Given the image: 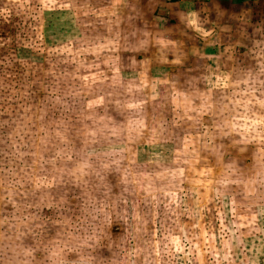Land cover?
<instances>
[{
  "label": "rangeland",
  "instance_id": "rangeland-1",
  "mask_svg": "<svg viewBox=\"0 0 264 264\" xmlns=\"http://www.w3.org/2000/svg\"><path fill=\"white\" fill-rule=\"evenodd\" d=\"M263 1L257 2L259 18L264 14ZM150 5L141 6L136 0H0L1 112H13L15 107L9 106L40 88L42 69L50 70L42 64L58 67L45 71L55 81L49 94L59 91L66 99L86 88L73 86L74 80L96 76L110 82L109 77L118 80L131 74L121 67L127 47L135 52L146 48L138 56L144 58L146 68L140 81L159 80L147 86L130 80L86 95L85 110L92 111L89 122L66 117L59 129L51 126L63 134H49L51 140L62 142L70 136L73 141L60 147L59 160L36 165L37 176L47 178H10L9 165L29 162L35 124L21 115L10 121L1 114L0 197H7L9 180L20 179L23 195L13 197L19 202L66 198L74 208L87 181L89 187L99 189L98 196L105 186L110 189L109 197L125 217L117 233L126 237L117 255L124 264H264V101L239 100L225 109L219 107L218 94L227 88L219 87L216 64L202 55L206 47L195 39L178 45L163 38L152 45L147 21L155 13ZM121 29L129 31L128 38L112 35ZM261 41L264 30L258 44ZM73 49L82 52L85 69L97 64L99 69L72 72L77 62L69 52ZM136 62L131 60L130 68ZM112 64L119 69L109 70ZM154 64L159 66L155 71L150 69ZM187 64L192 68L184 69ZM178 78H184L186 86L174 85ZM259 81L264 83V78ZM246 82L250 84L249 79ZM60 84H65L63 89L56 87ZM262 85L254 84L246 92L264 95ZM207 88L208 100L199 104L178 98L188 93L176 95L181 89L198 94ZM231 89L236 96L243 94L241 88ZM116 95L120 100L115 109L103 113L105 103ZM122 95L129 96L134 107L146 100L125 121L119 114ZM122 127L125 134L119 132ZM105 128L111 133L108 140ZM88 129L93 141L109 148L89 153L85 148L90 138L83 135ZM83 164L85 175L78 180L77 170ZM3 208L0 200V217L8 214Z\"/></svg>",
  "mask_w": 264,
  "mask_h": 264
},
{
  "label": "crops",
  "instance_id": "crops-1",
  "mask_svg": "<svg viewBox=\"0 0 264 264\" xmlns=\"http://www.w3.org/2000/svg\"><path fill=\"white\" fill-rule=\"evenodd\" d=\"M139 2V5L146 6L153 2V12L155 15L148 18V23L151 25L150 37L152 45L161 42L162 39H169L170 44H184V40L188 39L189 43L192 40L200 42L203 47H206L202 55L209 57L213 64H216V69L221 75V83L219 87H226L222 94H218L217 101L219 107L225 109L229 102L241 101L246 103H263L264 95L252 90L246 92V89L253 86L254 84H259L263 86L264 84L259 81V78H264V41H261L259 44L257 42L259 36L263 33L264 24H260L264 20V14L258 16L257 12V2L259 0H136ZM264 2V1H263ZM259 4V3H258ZM150 5V6H152ZM174 19V20H173ZM162 20H167V23L160 24ZM137 22H141L142 18L137 16ZM146 31V30H145ZM123 38H128L129 31L121 29L120 31L115 30L112 32V35L119 34ZM147 33V32H146ZM137 36L140 37V33H137ZM75 47V46H74ZM156 47V45H155ZM146 50L145 47L138 49L136 52L134 50H129L128 47L124 50L125 60L121 64L122 72L127 70L132 71V73L118 80H112L109 77V81L105 78H94L82 81L81 78L79 81L73 82V86L86 87L85 90L82 89L78 92L77 97H69L66 99V94L59 96L60 92H57V95L51 96L49 93L53 90H50L52 85L55 87V81L49 79V74L45 73L58 69L56 66H49L42 64V66L49 67V71L45 68L42 69L44 72L40 81V90L37 89L33 91L31 95L28 94L26 98L16 101L15 110L13 112L3 113L0 111L3 116L8 117L10 121H14L19 115L22 116L24 120L31 119V122L35 124V134L33 140V153L29 156V162L21 165H9L10 174L13 175V170L15 169V176H10V178H47L44 176H37L39 170L35 169L38 165H42L43 161L48 160H59L61 155L59 153L60 147L70 144L73 141V138L68 136L64 137L62 142H56L50 139L49 134L53 136L63 135L59 131H54L56 126L60 128V123H64L66 117L77 118L81 120L82 118L89 122L91 118L92 111L85 110L86 104L84 97L86 95L91 96V94L100 92L103 88L109 86V90L114 88L116 85L121 83L125 85L130 80L134 81L136 85L147 86L155 85L159 82L156 77L149 78V82L146 83V78H143V81L139 75L143 74L145 71V65L143 64L144 58H139V54L144 53ZM73 51V52H72ZM77 49L70 50L74 61L72 72H78L82 74L84 71H97L98 64L96 67L85 69V65L82 64V52ZM133 51L135 53H133ZM132 53V54H131ZM70 55V54H69ZM135 55V57H134ZM143 58V59H142ZM188 59V58H187ZM186 59V61H187ZM131 60L134 62L137 61V66L130 68ZM127 65V66H126ZM159 66L155 64L150 68L152 70L158 69ZM180 68V67H179ZM192 66L189 64L184 67V69H190ZM119 69L115 64L109 65V70ZM41 70V69H40ZM60 70V69H59ZM31 69H29L30 73ZM33 71V69H32ZM64 71V70H63ZM34 72V71H33ZM32 72V74H33ZM122 75V73H121ZM180 76V75H178ZM258 78L257 82H252V80ZM250 80V84L246 80ZM61 80H56L60 82ZM174 81V80H173ZM189 81V80H188ZM65 83V81H62ZM52 83V85H51ZM123 83V84H122ZM186 80L184 78L175 81L174 85L176 86H186ZM65 84L56 85V87H64ZM71 87V86H70ZM233 87L241 88L243 91H240L243 94L249 95L244 96L243 94L237 95L235 90L231 89ZM49 89V90H47ZM66 93V90L63 91ZM185 93L184 97H178L182 102L188 104H199L200 102H205L208 100L207 94H210L209 89L203 90L200 93H191L181 89L176 95L182 96ZM191 93V94H190ZM146 97V96H145ZM20 98V97H17ZM119 96H113L109 99L103 106V113L106 111H113L115 109L117 101H119ZM248 100V101H245ZM138 101V99H137ZM146 102L145 98L139 100L138 104ZM211 101H213L211 99ZM121 111L119 112L120 116L126 120L129 117L131 111L140 108V106L130 105L131 99L129 96L122 95L121 99ZM55 104V106H54ZM71 104L72 106H68ZM60 106H64L60 107ZM68 107V108H66ZM73 107V108H72ZM66 109H72L71 111H66ZM98 112V111H96ZM62 118V119H61ZM61 119V120H60ZM82 130V127H79ZM105 134L107 135L106 140L109 139V129L105 128ZM11 132V130L9 131ZM84 139L90 138L91 144L86 146L87 151L93 152L92 150H107L109 145L101 146L99 141H93L92 137L94 136L91 131H83ZM120 133L125 134L127 130L121 128ZM99 133H103V130ZM82 134V133H81ZM71 135V134H69ZM98 138V137H97ZM99 139V138H98ZM99 145L101 147H99ZM90 146V147H89ZM94 146V148H92ZM59 153V156H57ZM109 154L107 151L105 155ZM43 157V160L40 161V157ZM39 161V162H37ZM59 162V161H58ZM37 165V166H36ZM40 167V166H38ZM44 167V166H43ZM85 164L81 166L83 169ZM39 169V168H38ZM34 174L36 177H34ZM50 175L49 178H59L53 177ZM86 178V176H85Z\"/></svg>",
  "mask_w": 264,
  "mask_h": 264
},
{
  "label": "clouds",
  "instance_id": "clouds-1",
  "mask_svg": "<svg viewBox=\"0 0 264 264\" xmlns=\"http://www.w3.org/2000/svg\"><path fill=\"white\" fill-rule=\"evenodd\" d=\"M77 171L80 180L85 173ZM83 184L73 208L66 198L19 202L13 197L23 195L22 181L9 180L7 197H0L8 213L0 217V264H124L117 259L126 240L117 234L124 215L109 197L110 189L105 186L98 196V188ZM105 251L110 255H102Z\"/></svg>",
  "mask_w": 264,
  "mask_h": 264
}]
</instances>
